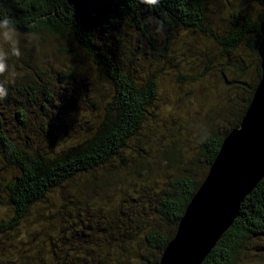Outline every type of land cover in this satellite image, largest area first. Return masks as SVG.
<instances>
[{
    "label": "trees",
    "instance_id": "1",
    "mask_svg": "<svg viewBox=\"0 0 264 264\" xmlns=\"http://www.w3.org/2000/svg\"><path fill=\"white\" fill-rule=\"evenodd\" d=\"M222 8L230 10L229 20L221 17ZM5 17L19 34L67 38L65 52L87 55L111 90L83 76L82 63L58 71L57 83L41 72L40 82H30L38 89L36 101L30 100L32 91L24 97L0 78L8 91L0 100V207L11 213L0 218V259L6 264H48V257L53 264H159L261 79L264 0H160L155 6L142 0H0V20ZM179 41L184 49L202 41L221 50L224 66L243 78L238 83L246 100L235 119L214 118L215 129L200 144V171L178 166L155 180L153 169L143 166L149 165L146 158L132 154L133 145L144 143L152 131L142 129L158 110L163 70L185 63L187 54L173 47ZM239 49L251 53L254 70L247 69ZM67 80L71 88L62 86ZM65 224L73 233L70 240ZM20 230L29 233L22 249L37 244L25 256H12L16 245L7 243V250L3 239H15ZM61 235L70 255H61L56 245ZM248 246L264 250V179L203 264L247 263Z\"/></svg>",
    "mask_w": 264,
    "mask_h": 264
},
{
    "label": "rangeland",
    "instance_id": "2",
    "mask_svg": "<svg viewBox=\"0 0 264 264\" xmlns=\"http://www.w3.org/2000/svg\"><path fill=\"white\" fill-rule=\"evenodd\" d=\"M229 13L228 8H222L221 17L229 20ZM183 42L179 41L173 47L178 53L184 51L187 54L185 63L163 70L160 90L155 102L159 105L158 110L152 112L142 129V132L152 131L144 143L133 145L132 154L143 155L146 158L149 165L143 164V166L145 168L150 166L153 169L155 180L160 177L162 179V175L173 173L178 166L191 169L194 173L200 171L198 166V160L202 158L200 144L208 131L215 129L213 123L216 120L214 118L224 116L235 119L246 100L243 90L240 89V83H238L243 78H238L234 69L224 66L225 59L220 56L221 50L212 49L202 41H199L198 47H196L197 43H193L190 44L191 46L185 45L184 49ZM71 45L75 44L71 43ZM0 47L5 52L9 51L8 45L2 41H0ZM19 48L21 56L9 55L8 71L0 74V78L11 86L13 91L20 89L24 97L32 91L31 101H36L38 89L30 82L33 80L40 82L37 76H42L41 72L46 75V80L57 83L58 71L67 72L66 67L79 63L84 64L83 68L87 70L83 76L97 78L106 92L109 93L111 90L108 81L104 80L106 76L102 74L103 70H99V67L87 55L80 53L81 55L70 57L65 52L70 48L67 38L47 34L38 36V39L29 43L24 34H19ZM188 48L191 52L187 51ZM238 53L243 57L247 69L254 70V58L251 53L242 49H239ZM72 85V81L62 82V86L66 88H71ZM179 99L181 101L176 107L175 102L177 103ZM217 124L222 125L219 122ZM162 181L164 178L160 182ZM92 197L98 198L102 195L94 193ZM33 212L35 213L34 210ZM2 217L4 219L11 217L9 208L6 212V209L0 207V218ZM59 227L60 223L54 228V233L59 230ZM64 227V234L70 236L67 237V240H70L73 235L71 227L66 224ZM28 235L29 233L20 230L15 239L4 237L3 241L6 244L12 242L16 245L17 252L12 251L15 252L12 256L17 253L18 256H25L27 254L25 250L32 249L37 244L34 242L31 247L23 246V250L21 244L25 243ZM42 237L40 235L36 238L40 240ZM64 239V235H61L56 239V245L61 255L65 253L70 255L68 247L63 243ZM251 248L248 246L246 249L248 255L243 259L246 258L247 263L243 264H264V250ZM7 250H9V245ZM48 260L51 261L48 264H53L52 257H48ZM0 264L6 263L0 259Z\"/></svg>",
    "mask_w": 264,
    "mask_h": 264
},
{
    "label": "water",
    "instance_id": "3",
    "mask_svg": "<svg viewBox=\"0 0 264 264\" xmlns=\"http://www.w3.org/2000/svg\"><path fill=\"white\" fill-rule=\"evenodd\" d=\"M261 35V79L252 101L240 126L224 139L159 264H203L264 179V20Z\"/></svg>",
    "mask_w": 264,
    "mask_h": 264
},
{
    "label": "clouds",
    "instance_id": "4",
    "mask_svg": "<svg viewBox=\"0 0 264 264\" xmlns=\"http://www.w3.org/2000/svg\"><path fill=\"white\" fill-rule=\"evenodd\" d=\"M144 4L149 6L158 5L160 0H142ZM25 39L28 40L29 43L34 42L38 39V36L34 32H26ZM0 41L4 44L8 45L9 51L5 52L2 47H0V74H4L8 71L7 60L9 55L20 57L21 51L19 48V33L17 27L10 18L5 17L0 20ZM8 95L7 89L0 84V100L6 98Z\"/></svg>",
    "mask_w": 264,
    "mask_h": 264
},
{
    "label": "bare ground",
    "instance_id": "5",
    "mask_svg": "<svg viewBox=\"0 0 264 264\" xmlns=\"http://www.w3.org/2000/svg\"><path fill=\"white\" fill-rule=\"evenodd\" d=\"M140 150V149H139ZM154 162H155V160H154ZM163 166V165H162ZM161 178V177H160ZM175 194V193H174ZM153 199V198H152ZM158 203V202H157Z\"/></svg>",
    "mask_w": 264,
    "mask_h": 264
}]
</instances>
